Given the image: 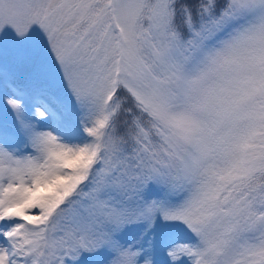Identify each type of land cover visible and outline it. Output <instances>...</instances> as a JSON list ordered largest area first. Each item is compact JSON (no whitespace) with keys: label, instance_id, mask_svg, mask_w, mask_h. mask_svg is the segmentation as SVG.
Returning <instances> with one entry per match:
<instances>
[{"label":"snow or ice","instance_id":"1","mask_svg":"<svg viewBox=\"0 0 264 264\" xmlns=\"http://www.w3.org/2000/svg\"><path fill=\"white\" fill-rule=\"evenodd\" d=\"M0 264H264V0H0Z\"/></svg>","mask_w":264,"mask_h":264}]
</instances>
